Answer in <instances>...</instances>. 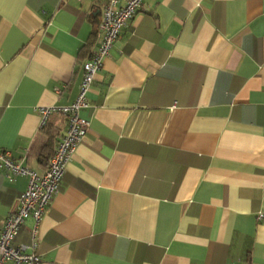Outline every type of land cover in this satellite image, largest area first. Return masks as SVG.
<instances>
[{"label":"crops","instance_id":"crops-1","mask_svg":"<svg viewBox=\"0 0 264 264\" xmlns=\"http://www.w3.org/2000/svg\"><path fill=\"white\" fill-rule=\"evenodd\" d=\"M107 1L0 0V149L39 175ZM86 101L41 264H264V0H142ZM26 186L0 168V230Z\"/></svg>","mask_w":264,"mask_h":264},{"label":"built area","instance_id":"built-area-1","mask_svg":"<svg viewBox=\"0 0 264 264\" xmlns=\"http://www.w3.org/2000/svg\"><path fill=\"white\" fill-rule=\"evenodd\" d=\"M141 6L142 0H125L124 4L119 7L116 0H108L102 8L98 25L101 38L83 63L82 79L75 100L61 107L37 108L41 116V125L45 124L51 112H58L67 117L66 129L60 135L44 173L37 174L14 159L10 151L0 149V168L6 172L7 176L24 175L27 177V186L17 198L16 209L1 221L0 264H41L40 257L35 252L36 230L46 206L59 191L66 164L88 127V121L80 117L79 111L87 105L86 94L90 91L95 75L101 69L103 59L108 56L119 33L129 25ZM261 216L260 214L259 218ZM28 217L34 220L30 251L26 250L25 245L14 244L19 229Z\"/></svg>","mask_w":264,"mask_h":264}]
</instances>
